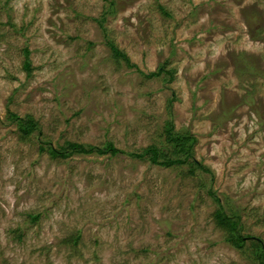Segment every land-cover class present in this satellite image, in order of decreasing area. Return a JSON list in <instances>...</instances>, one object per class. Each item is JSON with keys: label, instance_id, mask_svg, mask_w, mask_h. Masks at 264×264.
I'll list each match as a JSON object with an SVG mask.
<instances>
[{"label": "rangeland", "instance_id": "rangeland-1", "mask_svg": "<svg viewBox=\"0 0 264 264\" xmlns=\"http://www.w3.org/2000/svg\"><path fill=\"white\" fill-rule=\"evenodd\" d=\"M10 114L39 130L23 137ZM168 122L210 173L135 157L172 151ZM65 142L120 153L41 150ZM208 191L238 214L242 250ZM252 243L264 248V0H0V264H258Z\"/></svg>", "mask_w": 264, "mask_h": 264}, {"label": "trees", "instance_id": "trees-1", "mask_svg": "<svg viewBox=\"0 0 264 264\" xmlns=\"http://www.w3.org/2000/svg\"><path fill=\"white\" fill-rule=\"evenodd\" d=\"M107 45L110 48L112 57L116 61L123 60L130 67L129 59L123 52L118 50L117 47L111 42H107ZM29 54L30 52L27 49H24L23 68L28 74L31 71ZM161 71L150 73L147 77L151 78L158 76ZM9 119L11 122L17 124V128L23 137L29 136L37 129L39 130L38 124L29 116L26 118H20L15 114H10ZM170 124V122L166 124L164 142L168 146L169 144L172 146V151L166 152L167 148H158L157 145H152L143 150L141 154H136L135 157L139 159L146 157L150 164L162 168H170L176 165H187L190 166L189 171L191 174L195 172L196 167L198 170L204 173H210L211 171L209 168L203 166L202 164H198L193 160V151L196 139L187 133L174 131L173 126ZM45 144L47 143L45 142ZM41 150L46 151L49 156L54 159H67L74 155H105L106 153H110L111 155L115 156L120 153V150L114 148L113 144L110 142L106 143L101 148L73 142H65L64 145L54 148L48 143L46 147H41ZM208 194L218 206L215 211L214 218L216 225L226 230V242L235 249L242 250L245 246L246 240H250V237H245L241 234L240 218L238 214L231 208L224 206L221 200L215 196L212 191H208ZM34 219H37V217ZM251 248L252 255L254 259L257 260L258 264H264V248L262 244L252 243Z\"/></svg>", "mask_w": 264, "mask_h": 264}]
</instances>
